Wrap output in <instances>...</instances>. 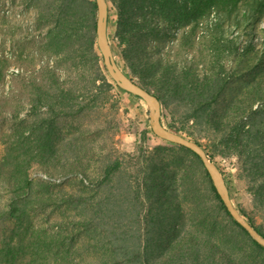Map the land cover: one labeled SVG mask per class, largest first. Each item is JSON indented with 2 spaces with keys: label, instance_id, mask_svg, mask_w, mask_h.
<instances>
[{
  "label": "trees",
  "instance_id": "1",
  "mask_svg": "<svg viewBox=\"0 0 264 264\" xmlns=\"http://www.w3.org/2000/svg\"><path fill=\"white\" fill-rule=\"evenodd\" d=\"M116 6L127 67L159 99L170 130L204 147L212 161L237 159L252 197L248 221L264 237V0H118ZM41 11L43 20L53 22L50 45L75 42L93 76L87 88L46 65L41 79L31 81L24 98L29 117L22 121L19 141L25 146L36 133L43 138H36L35 155H30L32 147L15 144L0 149V191L11 194L0 203V227L8 229L0 241V264H264V248L232 219L201 159L188 149L162 140L191 155L201 178L183 155L169 162L158 152L142 150L121 159L85 133L56 145L58 119L97 111L104 96L120 89L97 47L95 0H42ZM161 24L186 28L173 33L180 40L171 46L176 56L180 48L197 52L183 64L158 58L143 69L138 62L144 42L162 38ZM6 68L0 58V85ZM238 75L245 76L244 84L220 107ZM144 132L146 139L152 131ZM40 155L44 171L56 167L76 173L83 191H54L49 183L32 181L29 171ZM92 163L97 176L91 179ZM202 184L229 225L213 215ZM50 208L63 215L55 233L24 222L29 210Z\"/></svg>",
  "mask_w": 264,
  "mask_h": 264
},
{
  "label": "rangeland",
  "instance_id": "2",
  "mask_svg": "<svg viewBox=\"0 0 264 264\" xmlns=\"http://www.w3.org/2000/svg\"><path fill=\"white\" fill-rule=\"evenodd\" d=\"M107 2L109 5V41L115 59L120 68L144 88L141 79L134 76L127 67L120 51V40L117 36L119 11L116 3L118 0H107ZM41 7L42 0H0V58L4 63L6 61L7 66L4 81L0 85V149L2 152L4 151L2 148L15 144L17 149L32 147L30 155L36 153L33 151V146L36 145L37 137L43 138L41 133L30 135V142L28 141L29 143L25 146L22 145V141H19V137L24 129L22 121L28 119L30 110V107L24 102V98L32 90V79H41L43 66L48 65L55 68L64 77L70 74L81 86L83 84L87 88L90 87L93 76L91 65L81 58L78 45L75 42H70L66 47L62 44L60 46L57 44L50 45L49 32L53 28V22L43 20ZM159 27L163 33L165 32L162 38L159 41L149 38L144 42L145 52L138 62L143 69L150 65V60L158 58H163V61L171 59L183 64L185 59L192 58L195 51L197 52V48L188 51L180 48L179 55L176 56L177 53L175 50H171V46L180 40L175 38L173 33L181 34L186 28L176 31L171 27L166 29L163 24ZM254 32L259 33L257 30ZM255 38L259 43L262 42L261 35L256 34ZM244 81L245 76L242 75H238L232 80L229 88L224 92L220 107L235 98ZM101 102L104 104L102 103L97 111L83 116L58 119L54 123V138L60 139L57 140L56 145H60L61 139L85 133L87 134L86 139L105 146L106 152L113 153L121 159H125L123 156L125 154L135 155L142 150L146 154L158 152L169 162L176 161V156L183 155L186 163L194 166L198 178L199 176L201 178V171L193 162L191 155H185L178 147L163 142L153 132H150L146 139L144 138L145 129L151 130L149 112L144 101L120 90L113 97L104 96ZM162 117L167 127L163 114ZM24 136L28 137L29 134L25 133ZM1 151L0 154H2ZM214 162L222 171L226 182L231 186V198L234 205L248 220V217L254 213L252 197L246 180L240 173L237 159L234 157L216 158ZM41 165H43L41 155L36 156L32 163L33 168L29 171L32 181L49 183L54 191H83L84 187L80 183L81 177L76 173L56 167L52 168L50 172H46L41 168ZM90 173L93 175L91 179L97 176L95 163L90 165ZM200 186L202 188L201 193L206 195L207 200L212 205L213 215L220 220V223H228L229 225V218L219 207L206 184ZM0 195V203L11 196L6 190H1ZM182 207L191 218L192 213L189 204L185 202ZM244 213L246 214L244 215ZM62 216L60 209H33L28 211L24 222L34 224L46 234H51L58 231L62 225ZM232 228L237 230L236 227L232 226ZM3 230L5 227L1 226L0 241L3 237ZM7 232L8 229L4 231V234Z\"/></svg>",
  "mask_w": 264,
  "mask_h": 264
},
{
  "label": "water",
  "instance_id": "3",
  "mask_svg": "<svg viewBox=\"0 0 264 264\" xmlns=\"http://www.w3.org/2000/svg\"><path fill=\"white\" fill-rule=\"evenodd\" d=\"M97 6L96 18V43L103 58V65L110 79L121 90L130 95L136 96L145 102L149 112L150 128L153 134L168 143L184 147L196 154L202 161L205 170L210 176L213 186L232 219L240 225L250 237L264 248V237L250 224L240 213L233 203L226 179L217 166L207 154L206 150L197 142L175 133L168 129L162 117V105L159 99L148 90L139 85L128 76L118 65L114 51L109 41V5L107 0H95Z\"/></svg>",
  "mask_w": 264,
  "mask_h": 264
}]
</instances>
